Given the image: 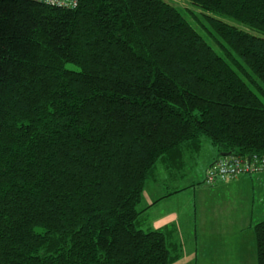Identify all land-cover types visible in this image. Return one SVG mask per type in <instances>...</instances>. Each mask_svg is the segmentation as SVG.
<instances>
[{
  "label": "trees",
  "instance_id": "obj_1",
  "mask_svg": "<svg viewBox=\"0 0 264 264\" xmlns=\"http://www.w3.org/2000/svg\"><path fill=\"white\" fill-rule=\"evenodd\" d=\"M185 1L0 0V264H173L138 221L157 164L264 159V0Z\"/></svg>",
  "mask_w": 264,
  "mask_h": 264
},
{
  "label": "crops",
  "instance_id": "obj_2",
  "mask_svg": "<svg viewBox=\"0 0 264 264\" xmlns=\"http://www.w3.org/2000/svg\"><path fill=\"white\" fill-rule=\"evenodd\" d=\"M200 146L199 153H187L184 165L178 164L174 171H171L168 162L158 163L161 168L156 167L153 177L146 183L139 205V227L143 231L163 232L167 242L179 251L178 258L173 264L186 256L191 261L205 260L208 257L206 250L217 246L220 238L224 236L221 232L216 233L214 226H210L212 214L204 215L208 213L202 212L204 210L202 206L199 207L200 214L198 210L196 212L197 203L194 195H190L195 194L200 188L197 178L194 177V168L198 167L201 155L210 150L208 158L203 159L199 171L202 185H205L203 182L205 172L219 158L217 151L208 141L202 140ZM166 179L170 188L168 184L166 187L161 186ZM149 182L160 187L148 188ZM220 184L217 183L213 187ZM224 187L227 197L226 256L238 257L235 261H247L246 257L254 259V256L256 259L253 226L264 219V171L255 175L240 176L226 182ZM199 215L202 217L198 221Z\"/></svg>",
  "mask_w": 264,
  "mask_h": 264
},
{
  "label": "rangeland",
  "instance_id": "obj_3",
  "mask_svg": "<svg viewBox=\"0 0 264 264\" xmlns=\"http://www.w3.org/2000/svg\"><path fill=\"white\" fill-rule=\"evenodd\" d=\"M165 1L167 3L173 5L174 7H177L179 9H186V10L192 11L197 16H200L199 11L194 9L193 7H191L190 4L185 0H165ZM188 20L192 24L194 23L190 19H188ZM193 26L197 29V27L194 24H193ZM199 32L204 38H206L208 40V42L211 44V46L214 48V50L217 51L218 54H221L220 46L218 44L214 43L211 39H209L207 34L202 33L201 31H199ZM67 67L72 68V65H67ZM209 152H210V150L208 149L206 152H204L201 155L200 163H199L198 167L194 168V173H195L194 177L197 178V184L200 185V188H199V191H197L195 194H190V195H194L195 201L197 203L196 212L198 210V213L200 214V208L199 207L202 206L204 209L202 212L208 213V214H204V215L207 216L209 214H212L211 220H210V226L211 227L214 226V230L216 233L221 232L224 235L220 238V240L222 242H224V244H222V242L219 240L218 241L219 244L217 246H215L213 249L206 250L208 257L205 260L191 261L190 258H188L186 256L183 259H181V261H177V263H175V264H256L255 256H254V259L251 257H249V258L246 257L245 260H247V261H235V258H238V257L227 258V256H226V198L227 197H226V188L224 187V185H226V183H221L220 185L213 187L214 185L213 186L206 185L204 180H203V182L206 186L202 185L201 184V175L199 172L200 167H201V163H202L203 159L208 158ZM157 168L158 169L161 168L160 164H158ZM191 177H193V175H191ZM204 177H205V175H204ZM166 181H167V179L165 180L164 183H162L161 186L166 187V184L169 185V183H166ZM147 185H148V188L152 187L154 189H157L158 187H160V186H154L153 183H151V182H149ZM169 188H170V185H169ZM138 210L140 211V207L138 208ZM191 211L193 213V208H191ZM216 215H217V217L215 218ZM200 217H202V216L199 215L198 221L200 220ZM191 248H192V246H190V249ZM178 252L179 251H177V253ZM189 252H191V250H189Z\"/></svg>",
  "mask_w": 264,
  "mask_h": 264
},
{
  "label": "built area",
  "instance_id": "obj_4",
  "mask_svg": "<svg viewBox=\"0 0 264 264\" xmlns=\"http://www.w3.org/2000/svg\"><path fill=\"white\" fill-rule=\"evenodd\" d=\"M44 3L49 6L64 8H74L78 0H32ZM264 171V159L256 156L250 158H240L236 156H226L218 158L216 162L206 172L204 182L208 186L217 183H226L237 179L240 176L255 175Z\"/></svg>",
  "mask_w": 264,
  "mask_h": 264
},
{
  "label": "bare ground",
  "instance_id": "obj_5",
  "mask_svg": "<svg viewBox=\"0 0 264 264\" xmlns=\"http://www.w3.org/2000/svg\"><path fill=\"white\" fill-rule=\"evenodd\" d=\"M224 157H226V156H224ZM219 158H223V157L221 156V157H219ZM215 162H216V160L212 163V165H213ZM212 165H211V166H212ZM211 166H210V167H211ZM210 167L207 169V171L210 169ZM207 171H206V172H207ZM205 174H206V173H205ZM204 178H205V177H204Z\"/></svg>",
  "mask_w": 264,
  "mask_h": 264
},
{
  "label": "water",
  "instance_id": "obj_6",
  "mask_svg": "<svg viewBox=\"0 0 264 264\" xmlns=\"http://www.w3.org/2000/svg\"><path fill=\"white\" fill-rule=\"evenodd\" d=\"M224 156H229V154L228 155H222V157H224Z\"/></svg>",
  "mask_w": 264,
  "mask_h": 264
}]
</instances>
